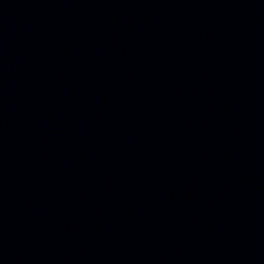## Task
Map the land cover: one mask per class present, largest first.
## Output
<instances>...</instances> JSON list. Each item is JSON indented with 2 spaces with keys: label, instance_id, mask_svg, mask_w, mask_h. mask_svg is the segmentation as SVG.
Instances as JSON below:
<instances>
[{
  "label": "water",
  "instance_id": "1",
  "mask_svg": "<svg viewBox=\"0 0 264 264\" xmlns=\"http://www.w3.org/2000/svg\"><path fill=\"white\" fill-rule=\"evenodd\" d=\"M0 264H264V0H0Z\"/></svg>",
  "mask_w": 264,
  "mask_h": 264
}]
</instances>
